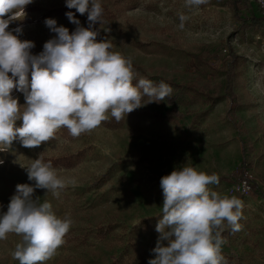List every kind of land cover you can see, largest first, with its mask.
Here are the masks:
<instances>
[{
    "label": "rangeland",
    "instance_id": "374dc122",
    "mask_svg": "<svg viewBox=\"0 0 264 264\" xmlns=\"http://www.w3.org/2000/svg\"><path fill=\"white\" fill-rule=\"evenodd\" d=\"M100 2L112 16L103 15L104 23L95 25L97 41L108 40L111 51L131 57L133 65L147 75L206 84L217 99L211 104L204 96L183 93L174 104L165 100L145 104L116 126L102 122L79 137L62 127L54 139L37 148L14 141L8 152H0L4 161L0 164V213L7 211L17 184L34 183L23 168L33 159L67 156L72 162L53 165L66 181L59 196L46 189L33 193L34 200L50 202L58 216L68 214L73 221L63 245L44 264H107L121 256L126 257L125 264H148L155 258L152 249L159 237L160 179L175 168L193 166L220 177L245 160L246 175L264 192V30L237 29L225 0H207L193 7L186 6V0ZM61 7L67 8L66 0H33L25 8L26 18L10 24L9 30L22 27L20 38L33 41L31 51L37 55L55 36L44 23L47 18L70 32L75 30L66 14L54 12ZM252 10L258 13L255 4ZM73 13L82 26H88L87 14ZM180 14L188 17L183 29ZM219 46L230 47L245 59L233 89L234 110H230L231 94L225 93L223 70L186 66L190 55L211 53ZM12 95L25 103L23 93L15 88ZM171 111L180 114L175 122L153 118L154 112ZM208 187L243 202L240 230L232 232L225 224L221 255L240 257L242 264H264V198L241 191L232 181L219 179V184ZM18 243L22 237L12 233L0 241V264H19L12 256Z\"/></svg>",
    "mask_w": 264,
    "mask_h": 264
},
{
    "label": "clouds",
    "instance_id": "9594fccd",
    "mask_svg": "<svg viewBox=\"0 0 264 264\" xmlns=\"http://www.w3.org/2000/svg\"><path fill=\"white\" fill-rule=\"evenodd\" d=\"M259 2L264 5V0ZM31 3L0 0V152H8L14 141L37 148L54 139L62 127L79 137L107 121L109 113L119 122L133 110L171 95V86L163 81L157 85L140 77L134 83L138 73L132 58L111 51L108 40L97 41L95 25L104 23L100 0H66L67 8L87 14L88 26H82L71 11L66 16L76 25L72 32L47 18L44 23L55 36L44 43L43 51L32 54L35 44L20 38L22 27L9 30L10 24L26 18L25 8ZM205 3L186 0L189 7ZM187 19L179 15L180 29ZM14 88L23 93L24 104L12 95ZM23 168L34 183L16 185L7 211L0 213V241L10 233L21 236L13 259L19 264H44L63 245L73 221L68 214L58 216L50 202L34 200L33 193L46 189L59 196L66 181L40 155ZM70 183L75 185L76 180ZM211 184H219L217 174L187 165L161 177L159 237L152 249L155 258L148 264H222V232L225 224L232 232L240 230L243 202L210 190Z\"/></svg>",
    "mask_w": 264,
    "mask_h": 264
},
{
    "label": "trees",
    "instance_id": "16d2710c",
    "mask_svg": "<svg viewBox=\"0 0 264 264\" xmlns=\"http://www.w3.org/2000/svg\"><path fill=\"white\" fill-rule=\"evenodd\" d=\"M226 5L229 7L230 11L232 12L236 22L238 23L237 29H256V30H264V15L262 14L260 8L255 3L254 0H225ZM253 4L256 5L258 13L253 12L252 7ZM103 15L105 16H112L110 11L103 9ZM75 12V9H69L61 7L56 9L55 13H62L66 14L67 12ZM245 65V59L240 54L236 53L230 47L226 48L223 46L217 47L213 52L209 53H202L199 55H190V60L187 61L186 66L188 68H200L208 69L212 72H215L217 69H221L225 75V93L228 95L231 94V103H230V110H234L236 106V100L234 99L233 89L239 82L240 76L243 72ZM133 67L138 71V76L134 83L138 81L140 77L148 78L153 81L154 84H159L161 81L165 82L166 84L170 85L172 88V93L169 97L165 99V102L168 104H174L178 97L183 94H191L196 96H204L206 99L212 104L217 99L211 94V91L208 89V85L203 84L198 86L197 84L192 83H177L172 81L169 78L164 77H154L151 75H147V73L140 67L134 66ZM147 97H144L142 102L147 101ZM176 116H180L179 113L174 111L167 112L164 115L154 112L153 118L157 121L167 120L169 122H175ZM231 120H234L232 118ZM106 124L111 126H116L121 124L122 120L117 122L115 118L111 117L107 121H104ZM45 162L51 161L52 165H56L60 162L64 165H71L72 162L68 159L67 156L62 158L60 157H46L44 158ZM246 162L242 160L240 164L230 173L227 175L220 176V180L224 181H232L233 183H239L242 180H246L247 183L250 185V194L255 196H260L264 198V192L258 187V185L251 180L245 173ZM223 261L230 262L231 264H242L241 258L236 257L235 255L225 256L223 257ZM126 257H113L112 261L107 264H125ZM59 264V263H57Z\"/></svg>",
    "mask_w": 264,
    "mask_h": 264
},
{
    "label": "built area",
    "instance_id": "2783aa9c",
    "mask_svg": "<svg viewBox=\"0 0 264 264\" xmlns=\"http://www.w3.org/2000/svg\"><path fill=\"white\" fill-rule=\"evenodd\" d=\"M255 3L260 8L262 14L264 15V5H262L259 0H254ZM238 188L243 192H249L250 191V185L247 183L246 180H242L241 182L237 183Z\"/></svg>",
    "mask_w": 264,
    "mask_h": 264
}]
</instances>
